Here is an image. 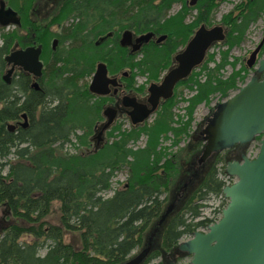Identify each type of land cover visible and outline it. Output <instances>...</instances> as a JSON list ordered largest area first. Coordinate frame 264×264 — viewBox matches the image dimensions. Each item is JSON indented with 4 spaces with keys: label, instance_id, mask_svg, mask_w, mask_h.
Listing matches in <instances>:
<instances>
[{
    "label": "trees",
    "instance_id": "trees-1",
    "mask_svg": "<svg viewBox=\"0 0 264 264\" xmlns=\"http://www.w3.org/2000/svg\"><path fill=\"white\" fill-rule=\"evenodd\" d=\"M9 2L19 9L15 0ZM175 2L182 4V10L167 17ZM217 6L216 0H198L194 25L187 26L182 23L186 0H78L75 7L69 4L68 12L84 14L85 21L72 24L65 34H47L41 39L55 36L59 45L54 51H46L50 57L43 76L48 88L41 83L39 90L31 87L30 78L24 74H17L11 84L2 80L3 57L17 35L15 31L0 33V205L26 224L11 222L0 231V264H120L142 245L145 231H153L158 224L166 208L164 201L171 198L168 194L162 198L165 193L172 195L174 208L158 231L152 232L160 235V247L150 243V252L140 264H167L161 252L173 251L182 237L192 236L214 222L196 219L200 217V202L209 194H220L225 184L216 167L190 189V173L200 159L196 156L200 146L183 148V156L175 151L170 155L169 150L181 140L192 138V115L197 105L207 103L212 94L228 97L245 82L246 69L235 70L236 59L229 61V51L244 39L249 25L264 14V0H246L222 15L220 21L229 24L223 42L226 48L220 52L218 62L209 56L186 81L185 87L194 91L192 96L186 99L179 92L152 123L130 129L112 128L104 141L92 148V124L99 115L100 102L88 91L86 80L97 61L115 62L116 68L126 65L125 53L118 45L95 44L107 29L128 25L135 33L151 30L166 35L162 43L148 48L149 53L143 50L140 62L135 63L137 70L150 72L155 78L159 65L185 44L195 26L211 25ZM209 62L214 66L209 67ZM228 65L232 72L223 77L220 71ZM180 99L186 103L185 119L174 120L172 109ZM22 113L28 116L29 124L9 131L7 122L20 118ZM142 136L146 139L144 145L133 147ZM163 140L170 144L163 146ZM67 143L84 150L64 151ZM10 155L12 159H7ZM219 161L222 158H216ZM120 170L126 171L125 182L112 195L104 196ZM188 173L191 180L185 182L182 198L174 200L173 186ZM54 201L59 203L60 224L43 227V218ZM64 231L77 232L81 247L74 249L64 242ZM24 235L32 238L24 240ZM158 256L162 260L153 262Z\"/></svg>",
    "mask_w": 264,
    "mask_h": 264
},
{
    "label": "water",
    "instance_id": "water-1",
    "mask_svg": "<svg viewBox=\"0 0 264 264\" xmlns=\"http://www.w3.org/2000/svg\"><path fill=\"white\" fill-rule=\"evenodd\" d=\"M197 0H189L194 5ZM19 22L16 12L8 7H0V25L6 26ZM220 26H214L204 30L202 26L189 40L183 55L176 56L179 59L182 76L194 64L200 65L206 52L214 40L223 39ZM110 33L100 39H105ZM153 36L152 32L140 34L134 39L133 51H137L142 44L148 42ZM133 33L126 30L120 39L121 46L130 45ZM166 35H159L156 42L159 43ZM95 44H99L101 40ZM264 37L250 52L246 65L255 66V73L233 94L219 103L211 115L207 118V124L201 130L204 146L198 162L204 161L215 152L232 147L234 144L247 145L256 136L264 133V54L258 57ZM56 40L52 42L55 49ZM41 45H30L23 49L11 50L4 57L9 68L3 74L2 80L9 84L15 67L32 75L34 81L31 86L38 90V78L42 76L43 63L40 60ZM182 57V58H181ZM177 75L174 70L169 78ZM177 79V78H176ZM112 82L107 77V68L104 62L96 63L88 85V91L101 95L106 91L107 84ZM151 98H157L164 94L163 87L152 84L150 87ZM166 96V95H165ZM155 103H153L154 108ZM140 115L134 117L135 122L142 120L151 112L145 111L143 106H137ZM109 111V110H108ZM25 120L27 115L22 113ZM26 127V123L22 124ZM8 130L13 131L14 126L8 125ZM225 172L235 181L222 187V194L228 203L221 211V217L206 229L197 230L191 237L178 244L180 252L191 256L190 264H264V135L259 140L258 153L254 158H249L245 153L241 160L228 161ZM173 203H170L161 215L158 224H161L172 211ZM151 246L144 247L126 261L120 264H140L150 252ZM167 264H180L166 256Z\"/></svg>",
    "mask_w": 264,
    "mask_h": 264
},
{
    "label": "flooded vegetation",
    "instance_id": "flooded-vegetation-1",
    "mask_svg": "<svg viewBox=\"0 0 264 264\" xmlns=\"http://www.w3.org/2000/svg\"><path fill=\"white\" fill-rule=\"evenodd\" d=\"M40 1H44V0H18V2L20 3V5H19L20 8L17 9V8L13 7L8 0L7 1L6 0H0V7L3 6L5 9L8 7L12 8L16 12V19L19 21L17 23H13L14 25L8 24L6 26H0V33L4 32L5 27L9 28L11 25L14 26L13 30L7 31L8 33L15 31L16 35H17L15 42L11 44L12 46L10 45V48L12 49L13 47H16V49H21V48L23 49V48L30 46V45H34V46L41 45L40 60L42 61V54H43L42 44L37 43L38 39L41 40V39L45 38V35H41V34H44V33H46V34H65L66 32H68V28H70L72 24L78 23L80 21H85L86 17L82 13H78L77 15H75L74 12L69 13L68 12L69 11L68 0H47L42 4V6H40ZM72 1H73V3L71 6L75 7L78 4V0H72ZM197 2H198V0H197ZM197 2L194 5H190L189 0H186V14L182 18L183 24L189 26L188 23L186 22V18L192 17L193 20L196 18V15L198 12V10L196 8ZM49 3H51V4L49 5ZM55 5H56V8H55ZM174 6H177V9L174 13L171 14V11H172ZM66 7H67V9L62 11V9L63 8L65 9ZM181 10H182V4L180 2H175L172 4L171 8L169 9L167 17L177 15L178 12H180ZM192 13H193V16H192ZM179 14H180V17H182L181 16L182 14L181 13H179ZM25 17L28 18V21H29L28 25L26 23L24 24L23 20ZM201 26L204 30H209L210 28H212L214 26H220L222 28L221 33L223 35V39L214 40L211 43V46L214 44L220 43L222 41L224 42V40L226 39V36L228 34V29H229L228 28L229 26H227V24H224L222 22H219L216 24L211 23V25L201 23L198 26H195L192 29L190 36H189L188 40L185 42V44H180L176 48L174 53H172V55L168 56V59L166 58L167 61H164L159 65L158 68H161V69H160V72L158 73V76L155 78L151 77L150 72L141 73L139 70H137L135 68V63L140 62V59L144 55V53L142 52L143 50L149 53L150 51L148 48H151V47L153 48L155 45L162 43L166 38L163 41L157 43L156 38L159 35L155 34V32L149 30V31H145V32L135 33L134 30L132 29V27H129L128 25H126V26L122 27L121 29L116 28V26L112 27L111 29H107L103 34L99 35L95 39V43H96V41L99 40L101 37L110 33V35L108 37H106L105 39H103V40L100 39L101 41L99 42V44H96V45H102L106 42H107L106 45L109 47H115L116 45H118L125 53V58H123V59L126 62V65L124 67L116 68L115 66L117 65V63H115V62L114 63H112V62L108 63L106 61H97V63L98 62H104L105 63L106 68H107V77L109 79H111L112 82H109L107 84V87L105 88L106 91H104L103 94H101V95L93 94L94 95L93 98L99 99V102H100L99 115H98L97 119L95 120V122L92 124V128L94 129V131L95 132L97 131L96 135H95V140L97 142L96 145L100 144L102 139L104 141V139L107 136V133L110 129H112V128L130 129V128L143 126L146 124L147 120L152 115H155V117H156L157 114L160 112V110H162L165 107H168L172 103V101L175 99V97H177V94L179 93V91H181L180 89H183L181 87H183V85L186 83V81L193 76L195 69L199 66L196 64L192 65L187 70L186 74L184 76H182L185 69L183 68L184 71H183V73H181L183 69L179 70L180 62L176 56L183 55L187 43L195 35V33L200 29ZM126 30H130L133 33L132 42L130 45L121 46L120 45L121 35ZM146 32H152L153 36L150 38V40L148 42L142 44L141 47L137 51H133L132 45L134 43V39L137 36H139L140 34H143ZM263 37H264V35H263ZM112 39H113V41H110ZM53 40L57 41V44L55 46V49H56V47L59 45V38L55 37V36H53L51 38V49H52ZM2 42L3 41L1 40L0 45L2 44ZM64 43L68 44L69 41H65ZM263 45H264V42L261 46L260 51L262 50ZM55 49H52V51H54ZM4 57H3V59H4ZM205 57H206V55H205ZM123 59H122V63H123ZM203 62H205V58L202 61V63ZM42 63H43V61H42ZM111 63H112V65H114L113 69H111V66H112ZM8 68H9V65H7L6 62L4 61V67L1 70V78L3 76L2 74L4 72V69L7 70ZM44 69H45V65L43 63L42 76L44 75ZM174 70L177 71V75L173 76V78H169V75L172 73V71L174 72ZM12 73H13L12 74L13 78L11 76L12 80L10 81L9 84H11L13 79H15L14 74L16 75V77H17V74H24V75L28 76L32 82L34 81V78L32 75L28 74L27 72H24L19 67H15ZM263 75H264V73L259 74L258 78L261 79ZM42 76L37 79L39 85L41 84L40 79L42 78ZM138 76H143L145 78V83L137 84L136 79ZM91 77H92V75H91ZM91 77H90V80H91ZM152 84L156 85L157 87H163L164 88V94L166 96L161 94L155 99L151 98L152 93L150 91V87ZM88 85H89V83H88ZM88 85H87V88H88ZM34 90H36V89H34ZM153 103H155L154 108H153ZM137 106H143L145 108V111L151 110V112L148 114V116H146L142 120L135 122L134 117L140 115L139 114L140 111H138ZM20 118L22 119V121H24L23 123H26V126L29 124L28 116L26 117L25 120L23 119L22 116ZM18 123H19L18 127H22L23 123H21V122H18ZM15 128H17V127H15ZM103 133H105L104 138L102 137ZM263 135H264V133H261L260 135L256 136L255 139H257V141L259 142V140L262 138ZM245 148H246V145L234 144L230 148L224 149L220 152L213 153L212 154L213 156L210 155L204 161H202L200 163L198 162L196 164L197 166L191 172V175H190L191 179H194V177L197 175V173H199V169H200L201 165L207 164L208 161L210 162L214 157L216 160V158L219 155L225 161V166H226V163L228 161L241 160V156H242V154H244ZM220 156H219V158H221ZM225 166H224V173L223 174H224L226 179L224 181L227 184H231L234 181L233 182L232 181L227 182V179H234L235 177L229 176L225 172ZM207 173H208V169L206 170V173H204V176ZM191 179H189V180H191ZM185 188H186V183L182 185V189H185ZM182 189H181V191H182ZM178 196H181V198H182V195L178 194ZM181 198L175 197L174 200H178ZM171 203H173V202H171ZM227 203H228V201H227ZM177 246L175 248V251L169 252L167 256L170 257V254L174 252L175 253L174 256H176V257L180 256L179 254H184L183 255L184 257H190L191 258L190 255H188L184 252H180L178 250ZM142 249L143 248L136 249L135 253L140 252ZM177 259L178 258H176L174 260L177 261ZM177 262H179V260Z\"/></svg>",
    "mask_w": 264,
    "mask_h": 264
},
{
    "label": "rangeland",
    "instance_id": "rangeland-1",
    "mask_svg": "<svg viewBox=\"0 0 264 264\" xmlns=\"http://www.w3.org/2000/svg\"><path fill=\"white\" fill-rule=\"evenodd\" d=\"M7 1V0H6ZM11 1V0H8ZM47 1H40V6H42V4ZM218 2V6L215 9L214 15H213V20H212V24H216L221 22V18L222 15L228 13L230 10L233 9V7L236 4H240L241 2L244 3L246 0H216ZM15 2L20 5V3L18 2V0H15ZM73 1L72 0H68V4L72 5ZM51 3H49L50 5ZM20 8V7H19ZM56 8V5H55ZM67 7L64 9H62V11L66 10ZM177 9V6H174L171 14L174 13ZM235 14H237V12H235ZM193 16V13H192ZM60 20V19H59ZM192 17H188L186 18V22L188 23V25L192 26L194 25V20L192 21ZM24 24L26 23L27 25L29 24L28 18H24ZM190 22V23H189ZM75 24V23H74ZM14 25V24H12ZM10 26L5 27L4 28V33H8L7 31L13 30L14 26ZM229 25V24H227ZM41 35H47L46 33L41 34ZM264 35V14H262L254 23L250 24L246 33H245V37L244 39L237 45L234 46L232 49H230L229 51V61L235 60L236 59V66H235V70L240 69L241 67H244V69H246V78L245 81L248 80L252 75H254L255 73V66H251L248 67L246 65V60L249 57L250 52L255 48V46L257 45V43L263 38ZM52 38V37H51ZM51 38L50 40H37V43H41L42 44V50H43V54H42V61L45 65V62H47V59L50 57V55L46 54V51H48L49 49H51ZM189 38V37H188ZM15 42V40L13 41V43ZM0 43H1V36H0ZM223 41L217 44H214L210 47V49H208V51L206 52V57L208 58L209 56H213V58L215 59L216 62L219 61L220 59V52L226 48V46H223ZM12 46V45H11ZM16 49V47H13L12 49L10 48V50ZM52 50V49H51ZM264 52L258 54V57L263 56ZM205 57V60L207 59ZM205 62L201 63L204 64ZM201 64L195 69L194 74H196L199 69ZM209 67H213L214 66V62H209L208 63ZM7 70L4 69L3 74L6 73ZM232 72V67L231 66H226L223 70L220 71V73L222 74L223 77H226L227 75H229ZM13 74V73H12ZM12 76V75H11ZM13 78V76H12ZM11 78V80H12ZM14 78H16V75L14 74ZM42 85L44 86V88H48L46 85V77L44 78V76H42V78L40 79ZM87 85L90 82V77L87 78ZM30 83H32V81L30 80ZM136 83L137 84H141V83H145V78L143 76H138L136 79ZM242 85V83H239V87ZM183 89H180L181 91H179L181 93V96L184 98H188L190 96L193 95L194 91L193 90H189L188 88L185 87V85H183V87H181ZM236 90L231 91L229 96L231 94H233ZM227 97H221L219 94H212L209 97V100L207 103H200L199 105L196 106V108L193 111V120H192V124H191V133H192V138L190 140H181V142L178 144V146L173 147L172 149L169 150L170 155L175 151L176 153H180L178 156H183L184 151L182 150L183 148H186L188 150V146H197L199 145V153L196 156L201 155V151L202 148L204 146V141L202 140V142H200V138H202V134H201V130L205 127V125L207 124V118L211 115L210 113L213 112L215 110V107L223 102ZM169 104V103H168ZM186 103L184 100L180 99L178 103L175 104V106L173 107L172 111L174 113V120H177L178 117H181L183 119H185L184 113V107H185ZM155 119V115H152L146 122V124H150L152 123V121ZM21 122L23 123L24 121H22L21 118H18L16 120H11L7 122V125H13L14 126V130L16 129L15 127L19 126V123ZM175 125H177V122L175 123ZM94 133L92 134V139L90 141L91 143V148L94 147L96 145V140H95V135L96 132L93 131ZM102 137H105V133H103ZM107 137V136H106ZM105 137V138H106ZM145 136H142L136 143L133 144V147H139L144 145L145 143ZM75 140L73 137H71V142L73 143ZM103 141V139H102ZM101 141V142H102ZM188 141V142H187ZM72 143H67L64 146V151H67L69 153H75V152H79L84 150L83 148H81V146L78 145H72ZM170 144L169 140H163L162 141V145L163 146H168ZM258 148H259V142L257 141V139H254L253 141H251L249 144L246 145V148L244 149V153L249 157V158H253L255 157V155L258 153ZM220 152V151H219ZM188 154V152H187ZM211 156H213L211 154ZM220 156V155H219ZM219 156L217 158H219ZM13 155H10L9 157H7V159H12ZM221 157V156H220ZM222 158V157H221ZM5 159V160H7ZM214 163V164H213ZM216 163V164H215ZM214 166L216 167V170L219 172V179H221L225 184L226 182L224 181L226 178L224 176V174L222 173V168H224L225 166V161L222 159V161L216 162L215 157L207 164H203L201 165L200 169H199V173H197V175L194 177V179L192 180L193 183L190 186V189L194 188L197 186V184L199 183V181L201 180V178L204 176V173H206V170L214 168ZM7 170V168H4L3 173ZM190 173V172H189ZM189 173L187 174L186 177H184V179L182 181H180L179 183H177L176 185L173 186L172 190L174 193L173 195L177 198H181V196H178V194L183 195L184 194V190L182 189V184H184L185 182H189L188 180V176ZM191 174V173H190ZM126 179V171L125 170H120L118 171L114 177L111 180V190L107 191L104 193V196H110L112 195L113 191L117 188H120L123 183L125 182ZM230 181H235L234 179H227V182ZM182 189V191H181ZM168 194V197L170 198L169 200L165 199L164 201V206L167 207L172 200V195L170 196L169 193H165L162 195V198H166ZM227 199H224V196L222 195V193L215 195V194H209L204 201H201V207H200V217L197 218L196 220H200L203 218H209V219H219L221 214V209L226 205L227 203ZM224 205V206H223ZM173 210V209H172ZM43 227H47L48 225H58L60 224V212H59V203L57 201H54L51 207L50 212L46 215V217L43 218ZM159 221V220H158ZM11 222H16L18 224L21 225H26L24 222L19 221L18 219H15L14 217H12L5 209V206L0 205V231L3 230V228L7 227L8 224H11ZM160 227V224H157L156 227L153 228V231H145V235L143 237V243L142 245L138 248L140 249L141 247H146L148 245H150V243L152 245H155L156 243L158 244V246L160 247V235L155 236L156 231H158ZM157 229V230H156ZM205 228H201L200 230H205ZM190 236H185L182 237L178 243L188 239ZM32 237L28 236V235H24L23 239L24 240H29ZM63 241L66 243H70L74 249H77L79 247H81V241H80V236L78 235L77 232H67L64 231L63 234ZM173 251H175V249H173ZM136 250L133 251L131 253V255L135 254ZM45 253V248H42L40 250V254L43 255ZM166 253V255H165ZM169 252H161L162 257L164 258V260L166 261V256L168 255ZM174 252L170 254V258L171 259H177V261L179 260L180 264H190V257H184V254H179L180 256L176 257L174 256ZM131 257V256H130ZM161 256H158L157 258H155L153 260V262H159L162 260Z\"/></svg>",
    "mask_w": 264,
    "mask_h": 264
},
{
    "label": "bare ground",
    "instance_id": "bare-ground-1",
    "mask_svg": "<svg viewBox=\"0 0 264 264\" xmlns=\"http://www.w3.org/2000/svg\"><path fill=\"white\" fill-rule=\"evenodd\" d=\"M0 26H2V25H0ZM22 49V48H21ZM3 75V74H2Z\"/></svg>",
    "mask_w": 264,
    "mask_h": 264
}]
</instances>
